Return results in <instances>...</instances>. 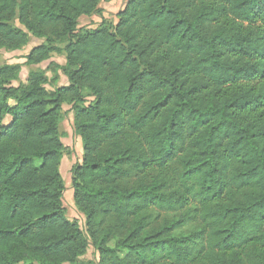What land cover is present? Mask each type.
<instances>
[{
	"label": "trees",
	"instance_id": "obj_1",
	"mask_svg": "<svg viewBox=\"0 0 264 264\" xmlns=\"http://www.w3.org/2000/svg\"><path fill=\"white\" fill-rule=\"evenodd\" d=\"M99 2L0 0V51L40 40L0 66V264L90 247L85 264H264V0H126L115 25L79 27ZM66 104L83 229L62 202Z\"/></svg>",
	"mask_w": 264,
	"mask_h": 264
},
{
	"label": "rangeland",
	"instance_id": "obj_2",
	"mask_svg": "<svg viewBox=\"0 0 264 264\" xmlns=\"http://www.w3.org/2000/svg\"><path fill=\"white\" fill-rule=\"evenodd\" d=\"M93 22L88 20L86 21H79V27H88L92 25ZM100 25V24H99ZM102 25L105 26H112L113 23L106 20L103 22ZM38 40V39H37ZM35 40V38L28 43V45L21 51V52H7L4 50L0 51V66L4 65L6 63L10 64L11 62H20L22 56L27 53L28 49L32 46H35L40 42V40ZM52 59L56 61L58 64H62L64 62L63 57L58 55H53ZM43 70H45L48 80V85L51 87H57V86H63L66 84V77L61 74V72L52 73L49 70L48 62H45L41 64L40 66ZM25 73L28 74L29 68L25 67L23 69ZM22 75V72L20 73ZM19 74V76H20ZM27 74H25L27 76ZM24 75V74H23ZM21 76L23 78L24 76ZM50 75V76H49ZM54 76V77H53ZM19 80V78H18ZM14 81L12 84L14 86H20L23 85L22 81ZM70 105H63L62 111L59 117L58 125H59V132L61 134V139L64 144V149L62 151L61 157H60V175L64 183V189L63 192V207L65 212V217L71 221L78 224V226L83 229L84 228V217L77 211L75 204L73 202V190H72V176H71V169L73 165L80 164L82 159V142L79 137H77L73 130V112L70 110ZM173 214H166L165 216H171ZM199 229L195 226H185L181 230L177 232V235H183L186 237H189V235H193L196 233ZM97 254L93 251V249L90 247L83 257L80 258V262L82 264H85L87 262H94L97 261Z\"/></svg>",
	"mask_w": 264,
	"mask_h": 264
},
{
	"label": "crops",
	"instance_id": "obj_3",
	"mask_svg": "<svg viewBox=\"0 0 264 264\" xmlns=\"http://www.w3.org/2000/svg\"><path fill=\"white\" fill-rule=\"evenodd\" d=\"M126 0H100L99 2V10L101 11L99 14H94L90 17H81L79 19V21H86L88 20V23L89 21L93 22L92 25L88 26V28H95L97 27L99 24H101L103 21H110L113 23V25H115L117 23V18H116V15L119 11L122 10L124 4H125ZM34 38H30L29 42L32 41ZM37 40V39H35ZM38 41V40H37ZM40 44V42L38 43ZM38 44H36L35 46H37ZM34 47V46H32ZM31 47V48H32ZM29 48L28 51L31 49ZM22 51V50H21ZM21 51H15V52H21ZM27 51V53H28ZM25 53V55L27 54ZM24 56V55H23ZM23 56L21 58V60L23 59ZM52 61L56 62L54 59H51ZM25 62V60L23 59V61H16V62H11L10 65H13V64H23ZM8 64V63H7ZM25 67H22L19 74L22 72V75L24 76L23 78H21V74L20 76L18 75V78L19 80L18 81H22L23 83L26 81V78L27 76L25 74V71H23ZM60 71H58L59 73ZM62 74V73H61ZM63 75V74H62ZM50 76V75H49ZM65 77V76H64ZM67 84V79H66V82ZM65 85V84H64ZM8 119V118H7ZM73 126V125H72ZM60 141L61 143L63 144V141L62 139L60 138ZM64 145V144H63Z\"/></svg>",
	"mask_w": 264,
	"mask_h": 264
}]
</instances>
